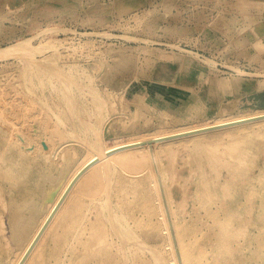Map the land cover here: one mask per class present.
I'll use <instances>...</instances> for the list:
<instances>
[{
    "label": "rangeland",
    "instance_id": "obj_1",
    "mask_svg": "<svg viewBox=\"0 0 264 264\" xmlns=\"http://www.w3.org/2000/svg\"><path fill=\"white\" fill-rule=\"evenodd\" d=\"M261 32L264 0H0V264L97 147L264 109ZM147 144L101 151L21 264H264V121Z\"/></svg>",
    "mask_w": 264,
    "mask_h": 264
},
{
    "label": "bare ground",
    "instance_id": "obj_2",
    "mask_svg": "<svg viewBox=\"0 0 264 264\" xmlns=\"http://www.w3.org/2000/svg\"><path fill=\"white\" fill-rule=\"evenodd\" d=\"M28 41V39L26 40ZM25 41V42H26ZM24 42V43H25ZM29 42V41H28ZM19 45V44H17ZM15 46V45H12L13 47L11 48V46L8 48H11L12 50L15 49V47L17 48L18 46ZM45 46V45H44ZM20 47V46H19ZM46 47V46H45ZM40 48V47H39ZM43 48V47H42ZM20 48L17 49V52ZM22 49V48H21ZM27 49V48H26ZM37 49V48H36ZM41 49V48H40ZM47 49V48H46ZM4 50V49H3ZM7 50L6 52H10V49H5ZM5 50L3 51L5 53ZM15 51V50H14ZM28 51V50H26ZM35 52V51H34ZM0 53H2V50L0 51ZM13 53V52H12ZM21 53V52H20ZM15 54V53H14ZM5 55V54H4ZM7 55V53H6ZM10 55V54H9ZM2 56V55H1ZM0 56V57H1ZM26 58V57H25ZM238 69V68H237ZM167 73V72H166ZM165 73V74H166ZM200 73V72H199ZM163 74L162 77L165 75ZM202 74V73H200ZM200 74H198L197 72H192L189 74V78L186 77V79H190L192 80V83H191V86L189 87V89L192 91V87L194 84L198 83V81L202 78L200 77ZM164 77H167V76H164ZM163 77V80L165 79ZM172 79L174 78H169V79H165L166 82H172ZM186 79H184V81H186ZM235 80V79H234ZM189 81V80H187ZM186 81V82H187ZM9 90V89H8ZM207 90V89H206ZM204 90V91H206ZM208 91V90H207ZM219 91V90H218ZM210 93V91H209ZM7 97V96H6ZM15 97V96H14ZM196 98L197 95H194L193 98ZM8 98V97H7ZM22 100V99H21ZM17 104V103H16ZM16 106V105H15ZM40 107V106H39ZM12 109V108H11ZM1 110V109H0ZM43 110V109H42ZM21 111V110H20ZM198 112V111H197ZM5 113V112H4ZM8 114V113H7ZM22 115V114H21ZM2 116V114H1ZM5 117V116H4ZM260 117H264V109H257L255 111H253L252 113H245V114H240V115H236V116H233V117H227V118H218V119H215L213 122L211 123H207V124H199L198 126H192V127H185V128H181V129H177V130H171L169 132H166V133H159V134H156V135H153L151 137H147V138H141V139H136V140H132L130 138V141H125V142H118L117 144L115 145H112V146H109L107 148H103L104 151H102L103 153H101V155H105V157H113L115 155H122L120 156V159L124 160L125 162L129 163L130 161L133 160V158H131L132 156H129L128 153H130L131 150L133 149H137L139 147L137 146H140L141 144L143 143H148L146 146L144 147H151V148H154L155 145H158V144H161V143H166V142H170V141H175V140H178V139H183V138H186V137H193V136H198V135H202V134H206V133H209V132H213V131H218V130H225V129H230V128H234V127H240V126H243V125H247L248 123H257V122H260V121H264V118H261V119H258V120H254V121H248V122H244L242 123L243 121H247L249 119H253V118H260ZM6 119H8V117H5ZM5 118H3V120H5ZM12 119V118H11ZM15 119V118H14ZM10 121V119H8ZM38 120V119H37ZM0 121L1 120V117H0ZM5 122V121H3ZM6 123V122H5ZM11 123V122H10ZM26 123V122H25ZM235 123H238V124H235ZM1 124V123H0ZM3 124V123H2ZM36 125V124H35ZM38 125V124H37ZM225 125H228V126H225ZM4 127L6 126V124L3 125ZM7 127V126H6ZM214 127H220L218 129H212ZM23 128V127H22ZM103 129V128H102ZM1 130V128H0ZM7 131V130H6ZM18 131V130H16ZM8 132V131H7ZM5 132V133H7ZM12 132V131H11ZM11 135V133H9ZM16 134V133H15ZM11 135V136H8V137H11V138H6L4 137V142H5V147L0 144V169L2 170H5L6 172H3L2 171V176L3 177H9L11 176V173L12 171L14 170V168L16 167V165H18L22 160V154H20L19 156L15 157L13 155V153H10L12 151V149L14 148L13 146L15 144H17L19 141H20V137L17 136V135ZM23 134V133H22ZM21 134V135H22ZM102 134V133H101ZM20 135V136H21ZM175 136H180V137H176V138H170V139H166V138H169V137H175ZM25 137V135H24ZM22 138V137H21ZM3 139V138H2ZM3 141V140H2ZM23 140H21L20 142H22ZM25 141V140H24ZM150 141H153V143H149ZM232 141V142H231ZM230 142V154L232 156L236 155V157H239L240 159L241 158H244L245 157V154L247 152V150H245V148L243 146H241L240 144V140L239 139H236V140H231ZM19 142V143H20ZM31 143V142H30ZM109 143V142H108ZM115 143V142H114ZM113 143V144H114ZM156 143V144H155ZM36 144V143H35ZM19 145V144H18ZM22 146L23 149H25L26 151L29 149L30 147V144H27V141L26 143H22L20 144ZM29 145V146H27ZM102 145V144H101ZM106 145V144H105ZM33 146V145H32ZM51 146V145H50ZM65 146V145H64ZM108 146V145H107ZM52 147V146H51ZM62 147V145H61ZM19 148H21L19 146ZM150 148V149H151ZM66 149H68L66 147ZM65 149V150H66ZM73 149V148H72ZM97 150V153L96 154H92L91 157H89L88 159L85 160V162L80 166L78 167L75 172H73V174L69 177V179L67 180V182L65 183V185L62 187V189L60 190V192L57 194L56 198L54 199L53 203L51 204L50 206V209L49 211L46 213V215L44 216V218L42 219V221L40 222V224L38 225L37 229L34 231V233L30 236L27 244L25 245V247L23 248L22 252L20 253L17 261L15 262V264H21V262L24 260L25 257L29 256V254L31 255L33 253V246L36 244V242L40 241L45 233L47 232V229L49 227V224L51 222L52 219H54L53 217H55V214H57L59 211V205L62 201V198L64 197V195L68 192L70 186L72 185V183L77 179V177L85 170L87 169L89 166L91 165H96L97 163L99 164L100 160L102 159L103 156L99 155L101 151H98L100 150L98 147L96 148ZM102 149V147H101ZM21 150V149H20ZM23 150V151H25ZM95 150V149H94ZM22 151V153H23ZM63 151V150H61ZM126 151V152H125ZM59 152V151H58ZM75 152V151H72V153ZM27 153V152H25ZM55 153V152H54ZM76 153V152H75ZM73 153V154H75ZM10 154V155H9ZM58 154V153H57ZM16 155V154H15ZM49 155V154H48ZM48 155L47 158L49 157ZM131 155V154H130ZM60 156V155H59ZM67 156V155H66ZM72 154L69 153V156H67V158L71 159L72 157ZM104 157V158H105ZM138 158V157H137ZM50 159V158H49ZM110 159V158H109ZM108 161V158L106 159ZM104 160V161H106ZM121 160V161H122ZM51 161V160H50ZM134 161V160H133ZM124 162V163H125ZM113 163V162H112ZM119 164L122 165V163L118 162ZM107 164V163H106ZM105 164V165H106ZM110 164V163H109ZM126 164V163H125ZM108 165V164H107ZM15 176V175H14ZM25 178L24 175L20 176V177H17V180L15 179V177H13L14 181L16 183H18V181H23ZM214 180V179H213ZM94 185V184H93ZM91 190V189H90ZM27 189H26V186L23 185L22 189H21V192H20V199L17 200V202L19 204H22V199L24 198V195L26 193ZM61 208V207H60ZM30 257V256H29Z\"/></svg>",
    "mask_w": 264,
    "mask_h": 264
},
{
    "label": "water",
    "instance_id": "obj_3",
    "mask_svg": "<svg viewBox=\"0 0 264 264\" xmlns=\"http://www.w3.org/2000/svg\"><path fill=\"white\" fill-rule=\"evenodd\" d=\"M261 118H264V117L249 119V120H247V121H243L242 123H244V122H248V121L258 120V119H261ZM235 124H238V123H235ZM225 126H228V125H225ZM218 128H220V127H214V128H212V129H218ZM176 137H180V136L169 137V138H166V139L176 138ZM149 143H153V141H150ZM143 144H145V143H143ZM87 169H88V168H87Z\"/></svg>",
    "mask_w": 264,
    "mask_h": 264
},
{
    "label": "crops",
    "instance_id": "obj_4",
    "mask_svg": "<svg viewBox=\"0 0 264 264\" xmlns=\"http://www.w3.org/2000/svg\"><path fill=\"white\" fill-rule=\"evenodd\" d=\"M264 32H261V33H259V39L261 40V38H262V40H264V37H262V36H260V34H263ZM257 35V34H256Z\"/></svg>",
    "mask_w": 264,
    "mask_h": 264
}]
</instances>
